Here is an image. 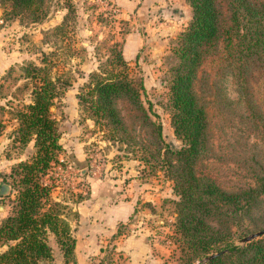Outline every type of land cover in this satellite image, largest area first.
<instances>
[{
  "label": "rangeland",
  "instance_id": "1",
  "mask_svg": "<svg viewBox=\"0 0 264 264\" xmlns=\"http://www.w3.org/2000/svg\"><path fill=\"white\" fill-rule=\"evenodd\" d=\"M226 2L217 0L221 17L229 20ZM68 6L74 9L69 32L71 49L68 53L62 49L53 57L56 65L52 75L53 71L70 69L72 82L51 107L62 149L43 175L50 188L44 208L53 205L59 209L69 228L79 220L74 209H135L128 220L119 224L121 234L109 235L103 243L102 256H96L89 264H137L116 245L120 236L130 235L147 240L148 256L142 264H184L186 247L181 248L175 227L178 195L173 191L174 175L167 174L166 167L152 156L153 145L148 143L150 127H140L135 112L121 99L118 107L128 133L113 132L102 120L95 122L78 94L85 89L88 73L98 65L94 47L105 40L122 41L123 55L131 70L143 78L145 100L162 124L164 140L172 147H180L182 143L171 124L170 85L178 62L174 53L178 35L190 22L192 8L187 0H50L46 15L32 22L29 14L8 15L0 5V83L10 67L39 63L42 52L51 50L43 42V32L62 21ZM218 46V50L211 48L204 56L194 84L210 121L207 149L197 159L195 169L198 175L236 193L254 186L257 174H264V59H248L250 72L244 89L253 106L250 109L236 85V70L223 56V45ZM9 83L6 87L3 82L0 87V104L4 106V111H0L4 121L0 134V220L9 213L12 200V196L3 195V175L28 159L34 150L33 140L27 146L15 140L19 127L16 111L30 102L29 88L22 87L23 80ZM143 141L146 147H142ZM99 180L106 182L100 192L111 196L97 197L99 190L90 184ZM226 218L227 222L219 225L216 217L211 215L208 219L215 227L228 226L230 241L235 245L264 239L263 232L241 242L264 230V195L248 212H229ZM53 254L51 260L41 264H64L59 252L55 250Z\"/></svg>",
  "mask_w": 264,
  "mask_h": 264
},
{
  "label": "trees",
  "instance_id": "2",
  "mask_svg": "<svg viewBox=\"0 0 264 264\" xmlns=\"http://www.w3.org/2000/svg\"><path fill=\"white\" fill-rule=\"evenodd\" d=\"M49 2L0 0V5L5 14H29L34 22L46 15ZM187 2L193 14L178 35V46L174 51L178 62L173 67L170 85L171 124L174 135L182 143L180 147H172L164 140L162 124L145 100L143 78L131 70L123 55L122 41L108 43L109 40H105L94 47L98 65L88 73L85 89L78 98L90 109L95 122L102 120L113 132L128 133L118 107L121 99L135 112L140 127H150L151 141L148 143L153 145L152 156L158 159L161 167H166L167 174L174 175L173 191L178 195L175 227L180 234L181 248L186 247L184 264H264V239L238 246L230 241L228 226L223 229L209 223L211 215L216 217L219 225L227 222L229 212H248L258 197L264 195V174H257L254 186L236 193L197 174L195 166L207 149L210 121L194 87L204 56L211 48L218 50V45H223V56L236 70L233 75L237 78L240 96L245 97L250 109L253 108L244 83L250 72L248 59H264V0L258 3L227 0L229 20L221 17L217 0ZM73 12L74 9L68 6L62 21L43 32V42L51 50L42 52L39 63L31 61L12 66L1 78L0 87L3 82L7 87L11 80H23L22 87L29 88L30 102L24 109L16 111L19 127L15 140L22 146L33 140L34 150L28 159L15 164L3 175V195L12 196V200L9 213L0 220V247L4 246L0 251V264H41L51 260L55 250L62 254L64 264H77L75 239L68 224L59 209H54L53 205L44 208L50 188L43 180L51 162L57 160L56 153L62 149L60 130L51 107L71 85L72 76L70 69L53 71V75L52 69L56 65L53 57L62 49L70 52ZM0 111H4L1 104ZM3 127L4 121L0 119V134ZM142 147H146L145 141ZM97 183L102 182L95 181L90 186L95 187ZM53 204L59 207L58 203ZM118 226L113 237L121 234ZM209 255L214 256L205 260Z\"/></svg>",
  "mask_w": 264,
  "mask_h": 264
},
{
  "label": "crops",
  "instance_id": "3",
  "mask_svg": "<svg viewBox=\"0 0 264 264\" xmlns=\"http://www.w3.org/2000/svg\"><path fill=\"white\" fill-rule=\"evenodd\" d=\"M101 182L93 187L99 190V195L96 196H111V193H103L102 190L100 192V187L106 184L103 180ZM131 208L132 206L130 209H120L119 207H111V209H74L79 220L74 227L70 228V231L75 239L74 253L77 264H89L91 260H95L96 256H102L103 243L106 242V238L115 233L117 226L128 220L135 212V209ZM146 242L147 240L142 236L130 235L126 238L120 236V239L116 241V245L134 263L142 264L148 256L149 248ZM58 255L62 256L61 253ZM52 257H54V254Z\"/></svg>",
  "mask_w": 264,
  "mask_h": 264
},
{
  "label": "water",
  "instance_id": "4",
  "mask_svg": "<svg viewBox=\"0 0 264 264\" xmlns=\"http://www.w3.org/2000/svg\"><path fill=\"white\" fill-rule=\"evenodd\" d=\"M263 232H264V230H263V231L256 232V233H252V234L248 235L247 237L243 238V239L241 240V242H243V243H244V242H247V241H249V240L255 238L256 236H258L259 234H261V233H263ZM213 256H214V255H209L208 257L205 258V260L210 259V258H212Z\"/></svg>",
  "mask_w": 264,
  "mask_h": 264
}]
</instances>
